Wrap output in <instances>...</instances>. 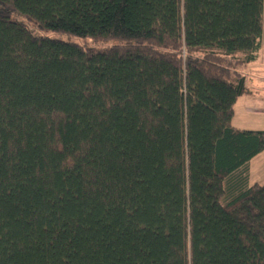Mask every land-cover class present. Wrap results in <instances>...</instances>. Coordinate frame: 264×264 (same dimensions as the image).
Segmentation results:
<instances>
[{
  "label": "trees",
  "instance_id": "trees-1",
  "mask_svg": "<svg viewBox=\"0 0 264 264\" xmlns=\"http://www.w3.org/2000/svg\"><path fill=\"white\" fill-rule=\"evenodd\" d=\"M262 15L0 0V264H264V130L231 124Z\"/></svg>",
  "mask_w": 264,
  "mask_h": 264
},
{
  "label": "crops",
  "instance_id": "crops-1",
  "mask_svg": "<svg viewBox=\"0 0 264 264\" xmlns=\"http://www.w3.org/2000/svg\"><path fill=\"white\" fill-rule=\"evenodd\" d=\"M240 72L243 75H245L247 85L252 91V93L245 95L248 96L247 97L249 100L248 105L250 107L247 109H250L249 113L252 116L256 117L260 121H263L264 123V98L262 101H258L256 99V93L263 92L264 95V0H263V15H262V38H261V47H260L259 55L254 62L242 66ZM235 116H236V112L234 110L231 124L235 128H239L233 124ZM254 130H258V129H254ZM263 153L264 151L256 155L254 158H252L250 162V180L251 179L254 180V181L251 180L252 181V182L250 181L251 183L264 184V157L262 158L260 155ZM255 164L256 167H258V170L253 175V168Z\"/></svg>",
  "mask_w": 264,
  "mask_h": 264
},
{
  "label": "rangeland",
  "instance_id": "rangeland-1",
  "mask_svg": "<svg viewBox=\"0 0 264 264\" xmlns=\"http://www.w3.org/2000/svg\"><path fill=\"white\" fill-rule=\"evenodd\" d=\"M17 18L22 21L23 23L27 24V26L29 27L30 32L35 35V36H47V37H51V38H62V39H67V36L57 33V32H53L50 30H46V29H41L38 28L36 26H33L32 24L28 23L26 21L25 18L17 16ZM71 40L74 42H77L81 45H94L97 47H102L103 49L105 48V46H108V44H98L96 43V41H93V39H80L77 38L75 36L71 37ZM100 48V49H102ZM248 96H241L237 99V103L235 104V112H236V116L234 119V125L241 128V129H247V130H254V129H258V130H264V123L263 121L258 120L256 117L252 116L249 113L250 108L249 107V100L247 98ZM264 98L263 92H258L256 93V99L258 101H262ZM254 100V99H253ZM261 157H264V153L260 154ZM258 170V167H256V164L254 165L253 168V175L256 173V171ZM252 181H254L253 179H251ZM250 180V181H251ZM257 180V179H256ZM251 181V182H252Z\"/></svg>",
  "mask_w": 264,
  "mask_h": 264
}]
</instances>
